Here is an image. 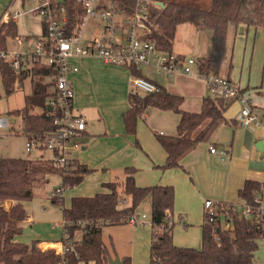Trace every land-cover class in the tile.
Wrapping results in <instances>:
<instances>
[{"label":"crops","instance_id":"crops-1","mask_svg":"<svg viewBox=\"0 0 264 264\" xmlns=\"http://www.w3.org/2000/svg\"><path fill=\"white\" fill-rule=\"evenodd\" d=\"M40 2L41 0H0V24L13 19L18 26V37L14 39V45L22 48L26 46V50L19 52L32 53L38 42L44 41L41 40L43 21L37 12ZM149 2L162 9L170 2L209 9L212 0ZM92 27V33L86 35L84 32V44L98 30L95 22ZM212 40L211 30L199 28L190 22L180 24L173 43V54L182 60H198L211 52ZM71 63L79 68L69 75L74 89V107L87 123L79 139L83 144L82 148L74 151L72 157L94 171L86 175L81 184L64 191L63 202L66 200L65 193L70 194L68 207L75 197H91L104 192L105 184L115 180L123 181L125 169L133 167L136 169L138 186L169 185L175 188L174 210L169 213L174 225L173 241L178 246L200 248L207 200L242 207L244 202L240 191L250 180L259 182L264 192V124L254 123L252 127H242L238 123V117L246 107H250L259 116L264 114L263 28L241 25L229 29L225 57L218 75L238 83L243 90L244 100L228 104L224 112L227 122L219 126L208 141L200 143L184 158L183 168H162L166 163L167 153L159 140L160 136L178 134L179 114L158 108L149 109L139 118L136 133L130 134L126 130L123 116L130 108L128 97L133 92L134 77L131 69L110 65L95 57L74 58ZM139 70L146 79L166 87L171 93L183 96L181 108L186 112H200L204 98L215 96L204 77L182 72H158L155 59ZM158 73L168 77L162 79ZM7 117L10 125L6 130H15L20 116ZM19 133L21 134L17 132V135ZM20 134L17 136L19 146L16 144L15 147L7 144L10 139L6 141L5 135L0 136L4 148V151H0V158L27 159L36 164L46 162L51 157L49 152L38 149L30 153L26 151L27 136L23 132V123L22 135ZM212 146L219 151L211 153ZM50 175L52 173L48 174L47 180ZM52 203L57 204L54 195ZM152 203V196H148L136 210V224H126L133 228L129 238L131 248L126 253H116L111 236L112 242L107 247L112 258L120 257L122 260L130 257L132 264L150 263ZM14 204V201L9 200L2 206L10 210ZM51 208L49 211L46 209L39 217L26 210L27 218L23 225L24 229L30 227L31 233H22L15 240L23 243L38 240L42 252L55 250L63 253L64 228L62 225L60 230L54 224ZM222 225L231 227L226 223ZM76 237L79 241L82 235L78 234ZM255 262L264 264V239L259 240Z\"/></svg>","mask_w":264,"mask_h":264},{"label":"trees","instance_id":"trees-1","mask_svg":"<svg viewBox=\"0 0 264 264\" xmlns=\"http://www.w3.org/2000/svg\"><path fill=\"white\" fill-rule=\"evenodd\" d=\"M55 8L60 10L55 0ZM109 0H103V3ZM130 14L138 0H110ZM64 16L67 19L66 36L76 34L86 15V7L77 0H65ZM151 19L157 23L151 38L158 49L173 54V43L180 24L190 22L199 28L212 31L211 52L197 60V70L202 75H218L221 69L229 29L241 25L264 29V0H212L209 9L177 2L159 8L150 3ZM18 37L17 23L10 19L0 24V52L8 51V39ZM41 40H48V31L43 24ZM179 59V57H177ZM134 78L143 77L139 69H131ZM57 70L51 65L33 62L30 57L22 63L19 71L11 67V61L0 56V88L7 95L15 92L17 86L30 84L31 92L25 96L22 109L9 112L11 116L22 117L23 132L27 137L44 140L47 133L55 131V117L50 114L49 102L58 97L56 85ZM155 85L159 91L141 94L131 92L128 97L129 110L123 119L128 133L135 134L137 123L144 112L152 108L172 111L180 115L178 134L160 136L159 140L167 153L163 169L183 168L184 158L200 143L208 141L213 132L227 120L224 112L229 103L220 97H205L200 112H186L181 106L183 96L171 93L166 87ZM53 88L52 90H50ZM1 98V91H0ZM41 140V141H42ZM42 151L43 148H41ZM39 163V164H38ZM32 163L27 159L0 158V264H110L112 256L103 240V230L109 226L129 224L137 208L152 196V244L149 264H256L259 240L264 239V213L254 201L257 196L264 200L263 186L256 181H247L240 191L244 206L255 212L246 218L231 210L226 227L222 219H206L202 229L200 248L178 246L173 241V224L169 213L174 210L175 188L169 185L140 187L136 183V169H125L123 181L105 184L106 190L91 197H75L71 206L64 208L65 250L42 252L39 241L30 244L18 242L15 238L23 233L27 212L23 202L35 195V186L47 180L49 173L59 171L62 175V190L81 184L86 175L94 171L73 159L68 173L47 158L46 162ZM130 198V203L127 202ZM12 200L15 204L6 210L2 204ZM55 203H63L62 196H54ZM227 204V203H224ZM81 234L79 241L76 236ZM123 264H132L130 257L122 258Z\"/></svg>","mask_w":264,"mask_h":264},{"label":"built area","instance_id":"built-area-1","mask_svg":"<svg viewBox=\"0 0 264 264\" xmlns=\"http://www.w3.org/2000/svg\"><path fill=\"white\" fill-rule=\"evenodd\" d=\"M86 7V15L81 27L71 37L66 36L67 19L63 15V4L60 10L55 8L52 0H41L37 12L41 16L43 24L47 27L48 40L38 42L32 53L19 51H1L0 56L11 61V67L19 71L22 63L30 57L33 62L51 65L57 70L56 85L58 97L49 102L50 114L55 117L58 128L45 135L44 140L34 136L27 137L26 151L33 149L49 152L51 160L60 166L64 173H68L72 167V153L82 148L79 140L87 123L85 118L77 113L74 107V89L69 79L71 73L78 71V67L71 63L74 58L95 57L105 63L128 69H139L156 61V70L167 74L182 72L188 75L204 77L209 90L215 97L223 98L227 103L243 101V90L238 83L219 75H202L197 70V59H178L169 56L158 49L156 41L151 35L158 27L151 19L149 0H138L133 12H123L114 1L103 0H77ZM156 6V5H155ZM95 22L98 30L83 43L84 30L82 28L88 22ZM133 92L154 93L159 88L143 77L133 78ZM261 116V117H260ZM258 115L250 107H246L238 117V123L242 127H252L254 123L264 124V114ZM10 125L9 117L0 116V136ZM42 140V141H41ZM211 153H217V147L210 148ZM225 154L224 150H221ZM65 190L60 187L54 190V196H62ZM259 205V210L264 213V200L257 196L254 200ZM206 219L210 221L224 219L228 224L231 210L238 211L246 218H250L255 210L250 206L238 207L237 205L214 203L211 200L205 202ZM134 215L130 218V224H136ZM65 250V249H64Z\"/></svg>","mask_w":264,"mask_h":264},{"label":"rangeland","instance_id":"rangeland-1","mask_svg":"<svg viewBox=\"0 0 264 264\" xmlns=\"http://www.w3.org/2000/svg\"><path fill=\"white\" fill-rule=\"evenodd\" d=\"M92 21L88 22L82 30H84L85 34L88 35L92 33ZM85 42V41H84ZM83 42V43H84ZM8 46L9 51H24L26 50V46L17 47L14 45V39L9 38L8 39ZM31 52V51H28ZM141 68V67H140ZM159 74V77L164 79L168 76L165 74ZM51 88L50 90H52ZM1 98H0V115H7L9 116V112L17 109H22L25 105V96L28 95L31 92V87L29 83H26L25 87L17 86L16 90L13 94L7 95L5 89L1 86ZM142 94H145L144 92L140 91ZM15 131V132H14ZM17 132H21L20 135H22V123H21V117H18L17 120V126L15 130H4L3 135H5V140L7 141L8 138L10 139V142L7 144H11L15 147L16 144L20 143L19 140H17ZM21 145V144H20ZM19 146V144H18ZM25 148V147H24ZM35 150V149H33ZM32 150V151H33ZM0 151H4L3 144L0 141ZM35 153V152H34ZM62 186V178L61 174L58 172L52 173V175L49 176L47 181L40 182L35 186V195L34 198L28 202H25L26 210L29 214L35 213L37 217L38 215L43 214L46 209L51 208L53 218H54V224L60 228H62V225L64 224V216H63V209L64 207H68V198L70 197L69 192L65 193L66 200L63 203H52L53 193L56 188H59ZM68 191L71 189L67 188ZM67 189H65L67 191ZM64 197V195H62ZM127 203H129L130 198L127 197ZM152 216V215H151ZM224 219L222 218V221ZM132 226L126 225L121 227H110L106 228L103 231V239L104 242L109 246V244L113 241L115 243V251L118 254L126 253L131 247H129V238L131 236ZM151 229V228H149ZM112 236V238H111ZM23 237V236H21ZM30 244V243H28Z\"/></svg>","mask_w":264,"mask_h":264},{"label":"water","instance_id":"water-1","mask_svg":"<svg viewBox=\"0 0 264 264\" xmlns=\"http://www.w3.org/2000/svg\"><path fill=\"white\" fill-rule=\"evenodd\" d=\"M58 5L64 4L65 0H55ZM52 111V108L49 109ZM23 233H31V228L27 227L23 230ZM124 262L120 259V257L110 258V264H123Z\"/></svg>","mask_w":264,"mask_h":264}]
</instances>
